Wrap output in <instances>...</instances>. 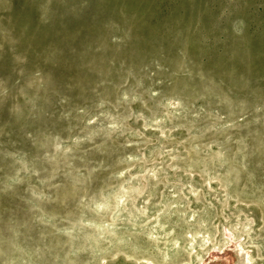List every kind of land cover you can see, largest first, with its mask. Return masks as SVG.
Segmentation results:
<instances>
[{"label": "rangeland", "instance_id": "obj_1", "mask_svg": "<svg viewBox=\"0 0 264 264\" xmlns=\"http://www.w3.org/2000/svg\"><path fill=\"white\" fill-rule=\"evenodd\" d=\"M0 264H264V0H0Z\"/></svg>", "mask_w": 264, "mask_h": 264}, {"label": "bare ground", "instance_id": "obj_2", "mask_svg": "<svg viewBox=\"0 0 264 264\" xmlns=\"http://www.w3.org/2000/svg\"><path fill=\"white\" fill-rule=\"evenodd\" d=\"M228 260V259H227Z\"/></svg>", "mask_w": 264, "mask_h": 264}]
</instances>
